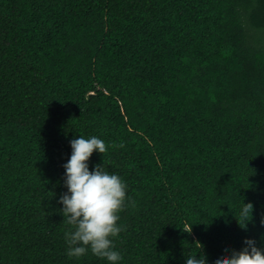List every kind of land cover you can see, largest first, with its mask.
Masks as SVG:
<instances>
[{
	"label": "trees",
	"instance_id": "obj_1",
	"mask_svg": "<svg viewBox=\"0 0 264 264\" xmlns=\"http://www.w3.org/2000/svg\"><path fill=\"white\" fill-rule=\"evenodd\" d=\"M79 134L131 198L119 264L264 246V0H0V264H108L66 255Z\"/></svg>",
	"mask_w": 264,
	"mask_h": 264
},
{
	"label": "clouds",
	"instance_id": "obj_2",
	"mask_svg": "<svg viewBox=\"0 0 264 264\" xmlns=\"http://www.w3.org/2000/svg\"><path fill=\"white\" fill-rule=\"evenodd\" d=\"M69 145L70 154L61 165L66 190L58 196L60 212L69 225L63 233L66 255L80 258L90 251L108 264H119L122 257L114 238L123 230L117 223L118 213L131 199L126 195V184L116 172L106 170L103 163H94L89 169L93 150L100 154L106 151L101 137L79 134L69 140ZM252 208L251 202H240L237 223L242 228L251 219ZM260 223L264 225V215ZM183 264H264V246H258L254 238L246 236L239 249L230 248L211 262L199 251L184 256Z\"/></svg>",
	"mask_w": 264,
	"mask_h": 264
}]
</instances>
